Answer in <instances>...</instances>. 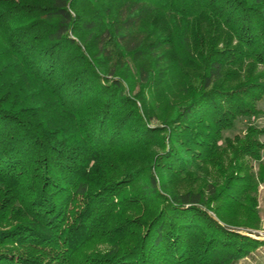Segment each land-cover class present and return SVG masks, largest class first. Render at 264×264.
Returning a JSON list of instances; mask_svg holds the SVG:
<instances>
[{"label":"trees","instance_id":"16d2710c","mask_svg":"<svg viewBox=\"0 0 264 264\" xmlns=\"http://www.w3.org/2000/svg\"><path fill=\"white\" fill-rule=\"evenodd\" d=\"M263 98L264 0H0V264L252 256Z\"/></svg>","mask_w":264,"mask_h":264},{"label":"rangeland","instance_id":"374dc122","mask_svg":"<svg viewBox=\"0 0 264 264\" xmlns=\"http://www.w3.org/2000/svg\"><path fill=\"white\" fill-rule=\"evenodd\" d=\"M136 92H138V89H136L133 94H135ZM138 106L140 107L139 103H138ZM256 108L261 111L262 115L260 116L259 119L254 121L255 122L254 125L259 130H264V98L259 103H257ZM246 121L248 120L239 121L231 132H228L225 134V137L234 138L235 136H242L246 131V123H245ZM260 141L264 143V134L261 135ZM263 160H264V156H263ZM253 171L255 172V174L256 172H258V168L256 164L253 167ZM208 178H209V181H211L212 179L216 178V174L209 176ZM201 183L204 184L203 181ZM174 187H176V185ZM187 187L188 186L186 185L185 186L181 185V188H183V190H186ZM199 187L201 188V185H199ZM256 210L258 211L260 225L258 228H255V229L253 228H247V229H243V228L232 229L231 228L229 229V227L222 224V222H220L216 218L213 212L211 211L208 212V215L212 220H214L215 222H218L223 228H225L226 230H229V232L234 231L236 234L247 236L255 241H259L262 243V245L257 249V251L252 256L245 258V260H242L237 264H264V184L260 185L259 190H258Z\"/></svg>","mask_w":264,"mask_h":264}]
</instances>
